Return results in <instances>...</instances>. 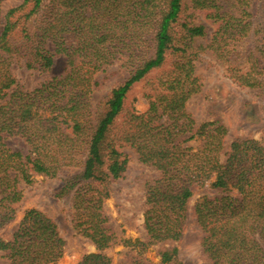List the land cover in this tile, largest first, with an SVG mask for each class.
Here are the masks:
<instances>
[{
    "label": "trees",
    "instance_id": "trees-1",
    "mask_svg": "<svg viewBox=\"0 0 264 264\" xmlns=\"http://www.w3.org/2000/svg\"><path fill=\"white\" fill-rule=\"evenodd\" d=\"M3 1L0 229L15 217L20 183L58 179L56 196H71L75 231L96 247L78 264H113L104 251L117 244L139 248L134 264H152L144 251L182 237L187 203L208 184L219 194L193 207L202 251L212 264H264V146L242 136L227 144L223 124H197L185 110L200 92L195 61L206 52L233 82L264 95V0H21L2 18ZM189 7L217 25L205 44L195 45L207 35L203 24L181 21ZM56 56L65 58L61 76L19 87L13 61L49 70ZM117 62L125 79L94 105L96 75ZM153 72L160 73L147 108H128V92ZM9 137L24 140L27 152L7 147ZM125 147L160 173L146 187V241L118 240L103 210L107 185L128 168ZM66 170L74 174L61 178ZM64 244L55 223L33 208L10 240H0V251L8 264H57ZM177 252L160 251L157 264H183Z\"/></svg>",
    "mask_w": 264,
    "mask_h": 264
},
{
    "label": "rangeland",
    "instance_id": "rangeland-1",
    "mask_svg": "<svg viewBox=\"0 0 264 264\" xmlns=\"http://www.w3.org/2000/svg\"><path fill=\"white\" fill-rule=\"evenodd\" d=\"M21 0H5L1 5V17L17 6ZM190 5L189 0H187ZM193 24H203L207 35L196 39L195 45L205 44L217 25L207 18L206 11L186 9L181 21ZM2 23H0V32ZM66 66L63 56H56L53 66L49 70L28 69L24 60L18 59L11 65L19 87L32 90L41 83L59 77L64 73ZM160 72H153L148 79L137 83L127 94V107L136 108L143 112L147 108L146 94L151 89V82L156 80ZM195 76L201 84L200 92L186 101V112L197 124L218 120L228 131L225 142L235 137H249L257 140L264 146V95H258L253 89L242 87L233 82L224 72V68L215 61L210 53L201 54L195 61ZM126 72L120 67V62L107 67L105 72H99L96 78L101 85L93 93L94 105L105 101L110 90L121 83ZM7 147L15 151L26 153L28 147L19 137L6 138ZM188 145L197 147L200 140L190 142ZM128 157V168L123 176L111 181L107 185L108 198L104 200L103 210L108 219V226L113 230L117 239H131L146 241L143 225L144 201L147 184L159 178V172L151 165L143 164L129 147L122 149ZM74 174V170H66L60 177L65 178ZM61 180L48 179L36 176L33 183L25 185L20 183L22 199L16 204L14 219L0 229V240L8 241L17 229L26 210L37 209L49 217L56 225L59 235L64 240V254L57 264H78L85 254L96 252L95 245L87 238L78 234L72 223L73 206L71 196L58 198L57 189ZM218 190L208 184L196 187L193 196L187 203V218L183 227L182 237L177 241H164L147 247L143 257L150 263L160 262L159 252L173 247L177 248L178 259L183 264H212V261L202 251L200 241L202 232L196 222L194 204L203 196L214 197ZM264 248V243H263ZM139 248L125 247L117 244L104 251L111 258L113 264H134L138 258ZM0 264H8L4 253L0 251Z\"/></svg>",
    "mask_w": 264,
    "mask_h": 264
}]
</instances>
